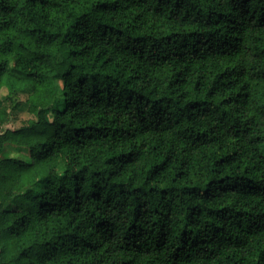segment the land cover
Here are the masks:
<instances>
[{
	"label": "trees",
	"instance_id": "16d2710c",
	"mask_svg": "<svg viewBox=\"0 0 264 264\" xmlns=\"http://www.w3.org/2000/svg\"><path fill=\"white\" fill-rule=\"evenodd\" d=\"M20 108L0 264H264V0H0Z\"/></svg>",
	"mask_w": 264,
	"mask_h": 264
},
{
	"label": "rangeland",
	"instance_id": "374dc122",
	"mask_svg": "<svg viewBox=\"0 0 264 264\" xmlns=\"http://www.w3.org/2000/svg\"><path fill=\"white\" fill-rule=\"evenodd\" d=\"M5 93H6V90L2 89L1 94L4 95ZM24 99H25V96H22V100ZM29 117L30 115L27 113V111L24 108H20L14 111L13 113H11L10 121L5 125L0 126V131L3 130L4 128H10V129L19 128L20 126L26 124V121ZM23 156H26V155L23 154ZM20 157H22V155H20Z\"/></svg>",
	"mask_w": 264,
	"mask_h": 264
},
{
	"label": "clouds",
	"instance_id": "9594fccd",
	"mask_svg": "<svg viewBox=\"0 0 264 264\" xmlns=\"http://www.w3.org/2000/svg\"><path fill=\"white\" fill-rule=\"evenodd\" d=\"M21 86H23V85H21ZM49 119H51V117H49ZM52 130H53L52 128L47 129V133L51 134ZM14 264H28V261L25 260V261L14 262Z\"/></svg>",
	"mask_w": 264,
	"mask_h": 264
}]
</instances>
